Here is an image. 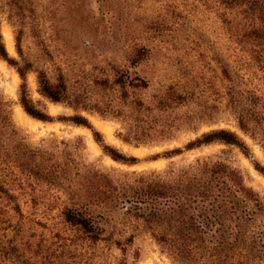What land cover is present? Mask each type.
Listing matches in <instances>:
<instances>
[{
	"label": "trees",
	"instance_id": "1",
	"mask_svg": "<svg viewBox=\"0 0 264 264\" xmlns=\"http://www.w3.org/2000/svg\"><path fill=\"white\" fill-rule=\"evenodd\" d=\"M79 1L0 0V15L12 29L17 54V58L8 56L0 37V59L12 66L20 79L17 101L25 114L40 121L52 120L30 97L25 76L34 72L41 97L74 111L116 118L124 126L125 133L120 134L124 142L170 138L183 122L209 117L212 106L190 86L177 82L161 85L158 93L142 100L140 92L148 88V81L135 68L149 56L144 47L129 51L127 65L110 66V74L93 79L92 86L104 94L92 99L85 88L71 89L56 67L35 65L36 56L21 48L22 38L28 36L42 44L41 14L66 12L67 4L78 10ZM212 1L225 23L229 42V61L219 64L226 81L225 106L238 129L264 153V0ZM73 8L69 11L75 12ZM187 104L194 107L182 114L176 112ZM57 119L89 128L94 141L112 160L136 161L104 144L84 116L75 113ZM18 138L7 104L0 98V264H86L83 257L89 246L99 241L123 244L111 239L114 229L110 222L117 210L130 214L160 250L180 264H255L251 258L254 252L258 247L264 251V245L258 244L263 231L252 227L264 214V204L244 183L240 171L220 158L197 157L181 166L170 164L161 173L114 181L93 169L80 175L74 165L63 168L49 164L48 159L32 161L35 154L23 152ZM213 142L235 146L249 155L241 138L226 128L201 132L162 155H177ZM253 166L264 174L258 163ZM54 183L64 185L74 201L57 208L38 205L34 190Z\"/></svg>",
	"mask_w": 264,
	"mask_h": 264
},
{
	"label": "rangeland",
	"instance_id": "2",
	"mask_svg": "<svg viewBox=\"0 0 264 264\" xmlns=\"http://www.w3.org/2000/svg\"><path fill=\"white\" fill-rule=\"evenodd\" d=\"M76 4L78 10L67 4L66 12L41 14L39 40L42 44L28 36L22 38L21 48L36 56L33 57L35 65L47 69L56 67L71 89L85 88L92 99L103 93L92 86L93 79L110 74V66L127 65L125 59L129 51L144 47L149 56L135 68L148 81V88L140 92L142 100H149L158 93L161 85L177 82L190 86L200 99L212 106V111L208 118L183 122L170 138L128 143L120 138L125 130L119 120L49 102L36 91L35 73L28 72L25 79L30 97L52 120L40 121L26 114L30 119L26 124L15 112L16 107H20L17 101L20 79L14 68L0 59V98L7 104L22 151L33 152L32 161L37 163L48 159L49 164H61L63 168L74 165L80 175L93 169L114 181L131 180L138 174L161 173L170 164L181 166L197 157L220 158L240 171L244 183L264 204V174L253 166L256 162L264 168V153L254 140L238 129L223 98L226 81L221 76L219 64L229 61V42L225 23L215 3L212 0H80ZM71 8L75 12L69 11ZM0 37L7 55L17 58L12 29L4 15H0ZM193 107V104L179 106L176 112L182 114ZM75 113L86 118L104 144L136 161L128 164L112 160L94 141L89 128L57 119ZM96 122H102L107 131ZM216 128L235 132L247 146L249 155H243L235 146L219 142L184 150L177 155H162L164 151L182 147L201 132ZM37 189L34 193L38 205L57 208L74 201L64 185L54 183L42 185L41 191ZM74 193L83 194V191ZM22 201L23 204L26 202ZM113 216L111 239L123 244L105 245L106 242L99 241L89 246L83 257L86 264H180L162 252L130 214L117 210ZM263 219L264 214L252 223L253 230L263 231L258 236L259 245H264ZM251 258L255 264H264L261 247Z\"/></svg>",
	"mask_w": 264,
	"mask_h": 264
},
{
	"label": "bare ground",
	"instance_id": "3",
	"mask_svg": "<svg viewBox=\"0 0 264 264\" xmlns=\"http://www.w3.org/2000/svg\"><path fill=\"white\" fill-rule=\"evenodd\" d=\"M15 112H16L17 117H18L21 121L25 122L26 124H29L30 119H29V117H28V116L22 111L21 107L17 106ZM96 124H97L100 128H102L103 130H106V131H107V127H106L102 122H96ZM30 126H31V125H30ZM137 152H138V150H137Z\"/></svg>",
	"mask_w": 264,
	"mask_h": 264
}]
</instances>
